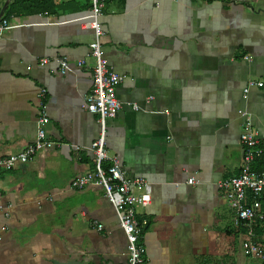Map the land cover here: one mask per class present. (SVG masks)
Instances as JSON below:
<instances>
[{"label": "crops", "instance_id": "crops-1", "mask_svg": "<svg viewBox=\"0 0 264 264\" xmlns=\"http://www.w3.org/2000/svg\"><path fill=\"white\" fill-rule=\"evenodd\" d=\"M48 1L47 11L16 9L0 35V158L34 142L41 89L54 143L0 169V264H127L103 189L70 186L93 172L100 133L82 107L95 64L94 33L82 27L89 0ZM99 23L103 56L125 76L106 152L151 190L136 209L138 225L147 221L143 264H248L218 183L240 172L245 117L264 150V87L255 85L264 79V0H106ZM256 237L264 246V233Z\"/></svg>", "mask_w": 264, "mask_h": 264}, {"label": "built area", "instance_id": "built-area-1", "mask_svg": "<svg viewBox=\"0 0 264 264\" xmlns=\"http://www.w3.org/2000/svg\"><path fill=\"white\" fill-rule=\"evenodd\" d=\"M106 0H89V16L82 27L90 29L94 33V41L89 45L90 55L95 60L92 68V87L84 96L82 107L90 114L97 116L100 125L98 138L91 144L94 155L93 172L73 179L70 186L80 190L86 186H96L103 189L116 213L120 228L126 240L128 250L127 264H143L146 253L142 241V229L147 225L143 220L139 226L137 223V208H144L150 203V185L143 177H128L120 166L117 158L109 157L105 148L106 121L113 119L121 110L122 104L116 98V87L121 84L125 76L114 72L103 56L100 46V37L103 35L99 18L105 7ZM7 20L0 19V35L7 28ZM48 59L39 60V65L48 64ZM61 74L68 69V61L63 58L59 61ZM78 67L84 65L80 60ZM264 87V79L255 84ZM247 94L248 88L244 89ZM46 89L38 93L40 112L35 123L34 142L17 154L0 158V169L11 170L18 164H27L34 155L43 149L54 147V143L47 136L49 119L46 115L44 103ZM134 108L137 107L134 105ZM247 130L240 134L239 141L242 145L243 159L240 172L237 176L222 180L218 183L220 191L224 192L235 208L233 227L243 230L241 248L246 256L264 263V246L256 240L255 226L264 221V171L253 169L255 161L263 156L264 150L260 146L256 133L252 132L250 117H245ZM195 178L187 180V184H197ZM101 229V226H97Z\"/></svg>", "mask_w": 264, "mask_h": 264}, {"label": "trees", "instance_id": "trees-1", "mask_svg": "<svg viewBox=\"0 0 264 264\" xmlns=\"http://www.w3.org/2000/svg\"><path fill=\"white\" fill-rule=\"evenodd\" d=\"M18 9L21 12L31 14L36 11H47L49 9V1L48 0H13L2 17L3 20H6L14 11ZM256 171H264V153L260 160H257V163L253 166ZM255 234L258 236L259 234L264 233V221L257 223L255 228ZM257 240V237H256ZM259 241V239H258ZM264 264V263H262Z\"/></svg>", "mask_w": 264, "mask_h": 264}, {"label": "water", "instance_id": "water-1", "mask_svg": "<svg viewBox=\"0 0 264 264\" xmlns=\"http://www.w3.org/2000/svg\"><path fill=\"white\" fill-rule=\"evenodd\" d=\"M9 2H10V0H7L4 3L3 7L1 8V10H0V19H1L2 14L4 13L5 9L7 8V5H8Z\"/></svg>", "mask_w": 264, "mask_h": 264}, {"label": "rangeland", "instance_id": "rangeland-1", "mask_svg": "<svg viewBox=\"0 0 264 264\" xmlns=\"http://www.w3.org/2000/svg\"><path fill=\"white\" fill-rule=\"evenodd\" d=\"M248 264H261V263H259L257 260L252 259L251 261H248Z\"/></svg>", "mask_w": 264, "mask_h": 264}]
</instances>
